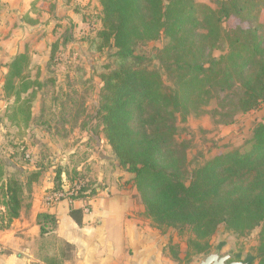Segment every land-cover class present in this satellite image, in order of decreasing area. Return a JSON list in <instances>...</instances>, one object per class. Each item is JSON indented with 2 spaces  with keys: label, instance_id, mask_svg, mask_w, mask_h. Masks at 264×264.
I'll return each mask as SVG.
<instances>
[{
  "label": "trees",
  "instance_id": "trees-1",
  "mask_svg": "<svg viewBox=\"0 0 264 264\" xmlns=\"http://www.w3.org/2000/svg\"><path fill=\"white\" fill-rule=\"evenodd\" d=\"M98 2L101 26L89 50L112 51L114 66L97 74L101 84L93 118L117 165L133 174L145 216L157 228L187 229L192 236L188 247L194 249L187 258L209 252L208 240L219 225L237 236L258 228L254 253L243 261L264 264V118L252 126L248 151L232 149L192 169L188 144L176 139L178 125L191 113H207L204 107L213 99L216 107L209 114L223 124L264 104V33L257 25L264 0H215L214 8L198 0ZM229 16L245 20L248 28L225 29L223 19ZM156 42H164L156 48L157 64L147 49ZM58 45L50 44V61ZM215 50L221 51L217 57ZM27 66V55L17 54L2 86L25 127L32 118L36 83L27 79ZM38 176L32 172L27 183ZM21 192L14 178L0 184V228L18 217ZM69 214L80 221V210L70 207ZM49 218L38 215L39 220ZM170 254L180 261L177 252Z\"/></svg>",
  "mask_w": 264,
  "mask_h": 264
},
{
  "label": "crops",
  "instance_id": "crops-1",
  "mask_svg": "<svg viewBox=\"0 0 264 264\" xmlns=\"http://www.w3.org/2000/svg\"><path fill=\"white\" fill-rule=\"evenodd\" d=\"M51 3V0H0L2 130L6 126L12 132L11 128L17 130L22 126L21 118L14 113L16 105L13 97H3L4 76L13 58L29 47L26 45L27 41L32 48L42 46L44 38L38 36L37 30L41 24L37 19L45 6L47 10L50 9ZM61 8L69 12L73 10L68 6ZM71 15L75 20L78 19L73 12ZM68 29L70 31L71 26ZM55 34L52 31L48 33L52 37ZM49 59L48 54L27 55V70L31 69L28 78L36 81L31 101L32 118L28 124L40 141H43L45 148L51 153L55 152V155L63 153L61 158L67 163L69 153L72 152L69 150L71 145L68 144V139L59 134L57 128L74 126L70 123L73 119L71 114L77 110L74 104L66 106L60 102L58 97L63 95L57 85L61 79L60 74L55 67L49 65ZM30 63L35 65L30 66ZM33 67L35 72L32 71ZM41 79L42 87H38ZM30 90L21 92V99L27 97ZM259 114L260 120L264 113L260 111ZM9 137L10 135L3 133L1 139L8 141ZM99 145L96 142L93 152L95 167H99V171L94 175L95 183L92 186L95 189L90 213L84 214L80 210L79 201L71 204L61 201L54 205L44 202V194L54 188L55 182L50 175L55 174L52 168L59 161L56 157L51 158L53 162L49 171L46 169L37 180L22 185L18 217L11 221L9 227L0 228V264H179L163 249L161 231L152 226L150 219L145 216L144 206L137 199V191L132 183L133 174L125 172L117 164L111 167L109 163L113 160L108 152L109 145H105V150ZM38 146L39 143L29 144L31 151H37ZM6 159L0 155L5 168H15V164L9 165L5 162ZM113 162L116 163L115 158ZM35 168L38 169L36 164H29L15 170L21 175H27L29 170ZM64 169L65 166L63 174ZM8 175L3 172L2 179ZM70 207L81 211L80 221L76 222L70 216ZM0 211H4L2 202ZM41 213L48 214L50 218L47 221L39 220L38 215ZM41 226L44 227L43 232L40 230Z\"/></svg>",
  "mask_w": 264,
  "mask_h": 264
},
{
  "label": "rangeland",
  "instance_id": "rangeland-1",
  "mask_svg": "<svg viewBox=\"0 0 264 264\" xmlns=\"http://www.w3.org/2000/svg\"><path fill=\"white\" fill-rule=\"evenodd\" d=\"M51 1L50 9L47 10L46 6L42 7L43 10H41L40 18L37 19V22L41 24L40 29L37 30L38 36L44 38L42 46L32 48L27 41L26 45L29 47H27L24 53L28 56L34 53L39 55L48 54L50 56V43H59L58 48L53 54L54 58L51 61L49 59V65L55 67L60 74L61 79L57 83L58 90L63 93V95L58 97L60 102L66 106H69V104L76 105L77 111L71 114L73 119L70 121L74 126L68 125L67 127L57 128L59 134L64 139H68V144L71 145L69 150H72V152L69 153V158L67 159V163H65L66 161L63 157L61 158L63 153L55 155V152L51 153L48 148H45L43 141H40L35 135L33 128L29 127V124L28 128L23 124L17 130L11 128L12 132H9L5 126L3 130L2 128L0 129V135L2 136L5 133L6 135H10V137L8 141H4L0 136V155L7 158L5 162L9 165L15 164V168H5L4 163L0 160V184L6 179L14 178L24 185L27 183V178L32 172H38L40 176L46 169V171H49L53 162L51 158L56 157L59 161L52 168L53 171L55 170V174L50 175L55 182L53 189L68 186L75 179L84 180L86 182L85 195L89 197V200H92V195H88V193L94 188L92 186L95 183L94 175L99 171V167H95L96 161L93 157L94 147L96 142H99L104 147V150L107 148L105 147L107 145L105 138L100 131L101 126L93 118L97 106V92L101 84L97 74L104 70L105 66L113 67L114 59L112 51L94 52L89 50L90 41L101 26V10L98 0H73L71 3L66 0ZM198 1L204 2L213 8L215 7V0ZM64 6L65 8L68 6L69 9H73L71 12L78 19L75 20L69 10L61 8ZM257 25L261 27L260 31L264 33V10H261L258 16ZM69 26H71L70 31H68ZM223 27L230 31H240L247 29L248 24L245 20L229 16L223 19ZM50 31L56 32L55 36H49L48 33ZM163 43L156 42L147 45V49L151 52L155 64H157L154 58L156 48L161 47ZM212 54L217 57L221 54V51L215 50ZM34 65V63H30V66ZM48 69L49 67L46 68V70ZM30 71L31 69L27 70L28 75ZM32 71L35 72V67H33ZM27 79L29 78L27 77ZM39 83L38 87L42 85V79ZM223 95V93H220V96ZM215 107L216 100L213 99L209 105L204 107L207 113L200 115L191 113L187 116L185 122L178 125L176 139L178 141H185L188 144L186 154L191 161L188 166L189 169L203 163L208 158L225 154L232 149H239L241 152L248 151L252 144V126L261 117L259 112L262 111L264 113L263 104L259 110L248 114H238L232 123L223 124L217 123L209 114V110ZM75 129H78V131ZM38 143L37 151H31L29 144L35 145ZM109 150L108 152L114 161L111 149ZM113 161L109 163L111 167L117 164ZM29 164H36L38 169L29 170L30 172L27 175H21L15 170ZM63 166H65L64 174ZM3 172L9 174L4 179H2ZM57 173L59 177H57ZM1 198L0 195V202H2ZM137 199L139 200L138 196ZM151 224L156 227L153 223ZM158 229L161 231L160 235L163 236V243L161 242L163 249L170 256L171 251L177 252L180 257L179 264H187L189 258L193 260L202 256L190 254L187 258V253L194 252L193 247L190 246L191 248H189L187 244V241L192 237L187 229L179 230L170 227ZM258 231L259 229L255 228L245 235L237 236L227 231L223 225H219L216 232L208 240L211 246L209 251L219 248L220 254L230 252L236 255L237 260L243 261L247 254L254 253L258 244ZM0 248L1 253L2 246Z\"/></svg>",
  "mask_w": 264,
  "mask_h": 264
},
{
  "label": "built area",
  "instance_id": "built-area-1",
  "mask_svg": "<svg viewBox=\"0 0 264 264\" xmlns=\"http://www.w3.org/2000/svg\"><path fill=\"white\" fill-rule=\"evenodd\" d=\"M85 186L86 182L84 180L75 179L68 186H61L46 192L43 196L44 202L48 205H54L61 201H67L69 204L79 201L81 203L80 210L84 214H89L91 200L85 195Z\"/></svg>",
  "mask_w": 264,
  "mask_h": 264
},
{
  "label": "water",
  "instance_id": "water-1",
  "mask_svg": "<svg viewBox=\"0 0 264 264\" xmlns=\"http://www.w3.org/2000/svg\"><path fill=\"white\" fill-rule=\"evenodd\" d=\"M187 264H246V262L237 260L236 255L230 252L220 254V249L215 248L205 255L190 260Z\"/></svg>",
  "mask_w": 264,
  "mask_h": 264
}]
</instances>
